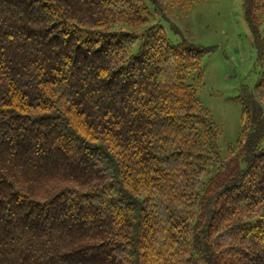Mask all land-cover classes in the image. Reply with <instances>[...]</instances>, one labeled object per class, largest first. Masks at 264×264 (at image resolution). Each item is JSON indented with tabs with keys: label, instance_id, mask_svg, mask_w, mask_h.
Segmentation results:
<instances>
[{
	"label": "trees",
	"instance_id": "16d2710c",
	"mask_svg": "<svg viewBox=\"0 0 264 264\" xmlns=\"http://www.w3.org/2000/svg\"><path fill=\"white\" fill-rule=\"evenodd\" d=\"M192 1L0 0V264H264V71L222 153Z\"/></svg>",
	"mask_w": 264,
	"mask_h": 264
},
{
	"label": "rangeland",
	"instance_id": "374dc122",
	"mask_svg": "<svg viewBox=\"0 0 264 264\" xmlns=\"http://www.w3.org/2000/svg\"><path fill=\"white\" fill-rule=\"evenodd\" d=\"M167 13L170 21L161 24L172 42L181 36L171 23L187 39L211 48L202 56L204 78L198 96L220 130L219 145L225 153L241 133V98L255 89L264 71L242 0H193L187 9L174 5Z\"/></svg>",
	"mask_w": 264,
	"mask_h": 264
}]
</instances>
